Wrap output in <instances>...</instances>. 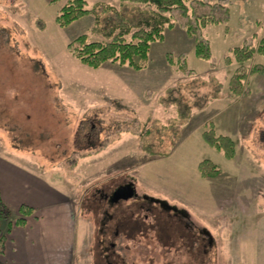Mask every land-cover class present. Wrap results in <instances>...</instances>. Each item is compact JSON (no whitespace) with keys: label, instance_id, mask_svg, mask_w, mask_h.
Listing matches in <instances>:
<instances>
[{"label":"rangeland","instance_id":"374dc122","mask_svg":"<svg viewBox=\"0 0 264 264\" xmlns=\"http://www.w3.org/2000/svg\"><path fill=\"white\" fill-rule=\"evenodd\" d=\"M66 1L0 0V164L12 168L17 180L19 172L48 186L37 192L10 191V204L58 194L75 232L66 264H106L104 253L110 243L120 255L113 259L115 264H264V74L247 78V95L226 98L228 82L240 66L230 57V64L225 61L231 48L257 46L264 37V0H201L208 4L201 13L209 10L214 20L221 6L230 14L227 26L214 22L205 30L213 68L194 55L193 39L172 13V28L165 30L162 42L152 44L142 71L117 64L91 69L76 61L68 45L89 32L93 19L59 28L55 17ZM87 1L89 7L95 2L118 5V0ZM168 54L185 56L194 74L169 65ZM253 65L264 67V56L256 55L244 67ZM208 75L223 85L224 97L195 110L171 149L176 111L159 100L174 86L185 99H192L193 92L205 94L207 87L197 82L195 88L191 81ZM209 123L217 134L234 141L232 160L204 142L202 132ZM153 125L149 140L157 150H171L166 158L150 157L141 149V135ZM204 159L222 172L201 178L197 166ZM128 181L140 196L184 209L199 245L204 243L199 231L208 232L212 240L208 253L196 256L184 246L160 207L143 203L151 209L147 212L133 200L109 208L113 220L105 234L100 233L105 204L95 211L89 200ZM11 207L12 228L19 213L18 207ZM138 223L143 231L132 232V243L125 229L117 227L135 228ZM161 225L168 228L171 247L161 236ZM3 228L5 232L7 225ZM1 260L2 256L0 264Z\"/></svg>","mask_w":264,"mask_h":264},{"label":"trees","instance_id":"16d2710c","mask_svg":"<svg viewBox=\"0 0 264 264\" xmlns=\"http://www.w3.org/2000/svg\"><path fill=\"white\" fill-rule=\"evenodd\" d=\"M58 1L51 0V2ZM202 3L201 0H118L117 6L106 2H95L89 7L87 0H67L58 11L55 23L59 28L64 29L85 17H92L93 22L89 32L78 35L68 45L69 53L83 66L98 69L105 64H117L136 71H142L148 66L152 44L162 42L165 37V30L172 28V13L175 12L186 35L193 39L194 55L199 59L209 61L210 66L213 68L214 63L211 59L210 45L205 30L214 22L227 26L230 14L226 6H221L214 20L209 14V10L201 13V9L208 8V4ZM39 29L42 30V28ZM256 55L264 56V37L257 46L245 43L229 50V54L225 59L226 63H231L228 58L230 57L240 67L232 74L228 82L226 98L237 99L247 95V78L255 74H264L263 66L244 67ZM166 61L169 65L176 66L177 70L182 73L194 74L187 67L185 56L174 57L168 54L166 55ZM197 82L200 87L208 88L205 94L199 95L193 92L190 94L192 99H185L181 95V89L174 86L168 88L159 100L162 106L166 108L173 107L176 111L174 124L171 126V149L178 143L182 127L191 119L195 110L201 111L210 103L224 97L223 85L214 76L208 75L202 79L194 78L191 84L198 88ZM155 126L147 128L141 135V149L150 157L166 158L170 155L171 150H157L149 140ZM202 138L208 146L222 154L226 160L234 158L236 149L234 141L227 135L217 134L212 123L204 126ZM197 170L201 178H213L222 172L219 165L210 159L199 162ZM100 201L101 199H98V197L89 200V202H92L95 211L100 210L99 207L102 203ZM18 213L19 217L14 221V225L23 227L26 224V218L32 216L34 211L31 207L22 204L18 208ZM9 216L10 209L3 202L0 195V256L4 254L6 234L9 233L12 226V222L8 220ZM6 225L7 230L3 232V227ZM121 225L122 229H125L128 234L127 225ZM168 225L173 226L174 224L168 223ZM135 228L137 229V226ZM159 229L164 230L162 233L161 230L159 232L163 238L169 240L170 244L168 242V246L171 247L172 240L169 231H167L168 228L162 226ZM175 230L181 238L184 235L189 250L193 251L196 256H204L202 252L203 245H199L196 241V245L193 246L189 243L190 237L188 234L180 227L175 228Z\"/></svg>","mask_w":264,"mask_h":264},{"label":"crops","instance_id":"0c3cea01","mask_svg":"<svg viewBox=\"0 0 264 264\" xmlns=\"http://www.w3.org/2000/svg\"><path fill=\"white\" fill-rule=\"evenodd\" d=\"M12 170L5 163L0 164V195L3 202L8 207L28 205L34 213L26 218L23 227L14 225L10 229L6 236L2 264H66L74 245L75 232L68 210L62 208L65 204L55 193L51 197H37L38 202H18L11 205L10 191L16 194L22 189L24 192L25 188L36 192L38 189L48 188L47 184L32 175L17 172L20 180L26 181L20 182L16 176H12Z\"/></svg>","mask_w":264,"mask_h":264},{"label":"flooded vegetation","instance_id":"af4514ba","mask_svg":"<svg viewBox=\"0 0 264 264\" xmlns=\"http://www.w3.org/2000/svg\"><path fill=\"white\" fill-rule=\"evenodd\" d=\"M127 183H130V181L124 183L123 185H125ZM120 186H122V185H120ZM120 186H118V187H120ZM117 188H115L112 192H110L108 194L100 196V198H101L100 202L105 204V206L103 208V211L101 213L102 214V216H101L102 218L100 220V224H101L100 225L101 226L100 233H102V234H105V232H106V230H105L106 229V225L110 221L113 220V216L109 213V208H111V207H113V206H115V205H117V204H119L121 202V201H119V202L113 203L112 201H110L112 193ZM133 188H134V195H133V197L131 199H128V201L133 200V201L138 202L140 204L139 207H141L142 209L145 207V205L143 203H146V204L149 203V204H152L154 207L155 206L160 207L161 210L163 212H165L167 214V216H168L167 222L170 223V224H174L173 227H175V228L180 227V229H182L186 234L189 235V237H190L189 238V243H191L193 246L196 245V241H197V239H196V237H197L196 230H195V227L191 223L192 221L190 219L189 214L184 209H179V208H177L175 206H169V205L167 207V206H165L163 204L157 203L156 201H159V199L152 198V197L144 195V194L140 196L135 191L134 183H133ZM102 203H101V205H102ZM170 207H173L175 209L174 210L169 209ZM145 209H146L147 212H149L151 210V209H149L147 207H145ZM148 217L149 216L147 214H145L144 221H148ZM138 224H139V227L137 226V229H138L137 232L143 231L142 225H140V223H138ZM119 226L122 227L121 224L117 225V227H119ZM144 229H146V227ZM133 231H136V228H132V227L129 226L128 227V240H131V243L133 241V237H132V232ZM118 233H119L118 230L114 232V239L115 240L118 238ZM199 235L201 236V238H202V240L204 242L203 243V246H204L203 253L206 254V253H208V250L212 248V240H211L208 232L205 231V230L199 231ZM180 239H181V237H180ZM182 239L184 240V242H182V244L185 246L187 242H186V239H185L184 235L182 236ZM169 244H170V242H169ZM115 247H116L115 243H110L109 248L107 247L105 249L104 259L106 261V264H115V262H113V259L115 257L119 258L120 255L115 250ZM110 248L112 249V251L110 253H108ZM111 259H112V261H111Z\"/></svg>","mask_w":264,"mask_h":264},{"label":"water","instance_id":"95a60500","mask_svg":"<svg viewBox=\"0 0 264 264\" xmlns=\"http://www.w3.org/2000/svg\"><path fill=\"white\" fill-rule=\"evenodd\" d=\"M134 195V188H133V182L127 183L125 185H122L118 187L111 195V200L113 203L119 202V201H126L128 199H131ZM159 204H163L168 207V204L166 201H156ZM169 209L174 210L175 208L170 207Z\"/></svg>","mask_w":264,"mask_h":264}]
</instances>
